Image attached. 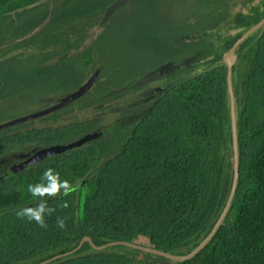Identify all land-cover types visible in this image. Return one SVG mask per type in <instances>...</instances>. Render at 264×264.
Here are the masks:
<instances>
[{
	"label": "trees",
	"instance_id": "1",
	"mask_svg": "<svg viewBox=\"0 0 264 264\" xmlns=\"http://www.w3.org/2000/svg\"><path fill=\"white\" fill-rule=\"evenodd\" d=\"M111 1L0 0V123L48 107L98 70L73 102L0 129V264H38L84 236L91 242L43 264H264V0H185L159 16V0H125L100 22ZM222 27L235 31L217 45L206 38ZM251 27L231 68L238 176L222 222L181 261L124 243L183 255L218 220L234 173L223 56ZM192 54L210 66L151 85L159 68ZM15 98L36 107L4 114ZM108 125L116 129L2 178L22 155ZM49 167L76 191L45 197L56 211L41 228L16 213L39 203L27 185ZM110 241L119 243L98 248Z\"/></svg>",
	"mask_w": 264,
	"mask_h": 264
},
{
	"label": "water",
	"instance_id": "2",
	"mask_svg": "<svg viewBox=\"0 0 264 264\" xmlns=\"http://www.w3.org/2000/svg\"><path fill=\"white\" fill-rule=\"evenodd\" d=\"M124 1L125 0H113V1H111L107 5V7L105 8L103 15L100 19V22H105L108 19V17L113 13V11L116 10ZM254 28L255 27H251L248 30H246L245 32H243L234 41V43L232 44L230 49L223 56V61L227 65V82H228V88H229L230 106H231V115H232L231 120H232V130H233L234 173H233V180H232L231 190H230V193L228 195V199H227L225 206H224L218 220L216 221L215 225L210 230V232L206 235V237L192 251H190L187 254H183V255H177V254H173V253H169V252L159 251V250L148 248V247H141V246L129 243V242H124V243H126L128 245H133L135 247L142 248L146 251H152V252L161 254V255H163L169 259H172V260L181 261V260L188 259V258L194 256L197 252H199L200 249L212 237V235L214 234V232L217 230L218 226L222 222L223 217L225 216V214L228 210V207L231 203L233 193L235 190V186H236L237 176H238V154H237V143H236V135H235L236 134V128H235V116H234L233 91H232V85H231V68H232L233 62L235 60V54H234L235 48L238 46V44L241 41H243L254 30ZM97 76H98V70H95L89 76V78L84 83H82L77 89L66 94L65 96L60 97L55 103L49 105L48 107L42 108L40 110L31 112V113H27V114L12 118L10 120L1 122L0 123V129L5 127V126H8V125L21 123L23 121H26V120H29L32 118L40 117L42 115L48 114L54 110H57L61 107L68 105L69 103L73 102L75 99L80 97L84 92H86L91 87L93 82L96 80ZM115 129H116L115 125H108L106 127H103L102 129L98 130V131L87 133V134L82 135L81 137H79L73 141H70L68 143H65V144H52V145H49L46 147L38 148L35 151H33L29 156L23 157L20 160H18L17 162L11 164L8 167L6 173L3 175L2 178H8V177L12 176L13 174L22 170L27 165L35 164V163L41 161L42 159H44L46 157H49V156L56 154V153L63 152L67 149H73V148L79 147L83 143H85L91 139H95V138L104 136V135L114 131ZM84 241L91 242V238L89 236H84L81 239L80 243L74 249L69 250V251L64 252V253L54 255L49 259H46L44 261L39 262L38 264H43V263L48 262L54 258H57V257H60L64 254L70 253V252L76 250ZM116 243H119V241H110L106 244L98 246V248H102L104 246L116 244ZM139 257H141V255Z\"/></svg>",
	"mask_w": 264,
	"mask_h": 264
},
{
	"label": "rangeland",
	"instance_id": "3",
	"mask_svg": "<svg viewBox=\"0 0 264 264\" xmlns=\"http://www.w3.org/2000/svg\"><path fill=\"white\" fill-rule=\"evenodd\" d=\"M51 1V0H50ZM68 1V0H67ZM235 1L236 4H240L243 0H232ZM261 0H251L249 3L250 5L258 6L260 4ZM246 1H243L244 6L249 4ZM185 4V0H159V6L156 9L155 15H165L174 13L175 11H180ZM241 5L242 9L245 10L246 8ZM235 30L228 29L226 27H222L216 31H212L206 38L214 42L216 45L218 44V34H220L222 37H227L228 35L234 33ZM33 50H27L24 52V55L27 56L28 53H32ZM204 60V59H203ZM28 61V60H27ZM26 61V62H27ZM23 63V62H22ZM51 63V61H50ZM49 63V64H50ZM25 64V63H24ZM210 65L203 64L202 60L199 62H196L195 55L192 54L190 56H186L183 60L170 65H163V67L159 68V72L152 75L149 79H156L151 82V85L156 86H163L165 83H168V79L166 78V75L169 73H173L179 70H185V76H189L190 74H193L195 72H199L201 70H204L208 68ZM170 82V81H169ZM17 98V97H16ZM9 103L5 111H3L4 114L11 115V114H17L21 113L24 110H31L36 107V102L31 101H22L20 99H16ZM33 112V111H32ZM30 113V112H29ZM111 114V113H109Z\"/></svg>",
	"mask_w": 264,
	"mask_h": 264
},
{
	"label": "clouds",
	"instance_id": "4",
	"mask_svg": "<svg viewBox=\"0 0 264 264\" xmlns=\"http://www.w3.org/2000/svg\"><path fill=\"white\" fill-rule=\"evenodd\" d=\"M42 180L44 181L43 183L27 185V192L30 193L33 198L38 199L39 203L34 207H24L17 211L16 215L21 220L26 218L29 222L35 221V223L41 228H46L47 223L45 220V214L50 217L56 209L48 206L45 197L56 198L61 195L69 196L76 191V188L69 180H61L59 173L51 167L44 171ZM61 207L67 208V201H64L61 204ZM65 221L66 217L58 216L56 220L57 227L64 229L66 227Z\"/></svg>",
	"mask_w": 264,
	"mask_h": 264
},
{
	"label": "flooded vegetation",
	"instance_id": "5",
	"mask_svg": "<svg viewBox=\"0 0 264 264\" xmlns=\"http://www.w3.org/2000/svg\"><path fill=\"white\" fill-rule=\"evenodd\" d=\"M27 156H29V155H27ZM23 157H26V156H23V155H22L21 158H23Z\"/></svg>",
	"mask_w": 264,
	"mask_h": 264
}]
</instances>
